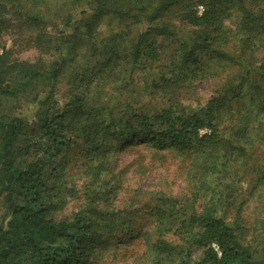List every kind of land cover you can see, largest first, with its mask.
<instances>
[{"label": "trees", "instance_id": "trees-1", "mask_svg": "<svg viewBox=\"0 0 264 264\" xmlns=\"http://www.w3.org/2000/svg\"><path fill=\"white\" fill-rule=\"evenodd\" d=\"M231 9L234 29L225 25ZM3 33L38 56L29 61L0 52V264H96L94 249L133 224L131 210L107 205L113 187L104 179L114 176L112 164L126 142L192 155L191 198L201 191L207 197L196 210L184 199L153 194L149 227L140 235L155 264H255L242 203L228 221L222 198L233 191L229 172L238 174L249 159L251 130L264 125V0H0ZM162 38L179 43L177 61L152 67L161 59ZM203 55L215 67L191 72ZM91 57L98 58L93 69ZM223 66L229 70L221 74ZM133 71L150 83L164 74L170 85L222 82L203 106L133 113L120 98ZM62 84L65 101L51 100ZM22 99L35 110L31 122L17 111ZM77 145L66 165L55 161ZM77 159L86 203L57 217L77 195L74 185L61 182L64 167Z\"/></svg>", "mask_w": 264, "mask_h": 264}, {"label": "rangeland", "instance_id": "rangeland-1", "mask_svg": "<svg viewBox=\"0 0 264 264\" xmlns=\"http://www.w3.org/2000/svg\"><path fill=\"white\" fill-rule=\"evenodd\" d=\"M198 10L200 12L201 7ZM170 17H167V19ZM170 21L175 26L180 24L173 16ZM236 21L237 12L231 9L225 25L234 29ZM176 28L177 30L181 29L180 27ZM103 30H108L106 25L101 28L102 32ZM186 37H189L188 33ZM160 41L163 44V53L160 61L149 63L152 67H163L169 65L172 61H177V57L174 55L179 50V43L172 41L171 38H162ZM2 48L10 49L15 57L23 60L33 61L38 56L35 49H24L19 38L8 33L0 35V52ZM258 53L259 51H256V54ZM172 56H174L173 60L171 59ZM94 59L98 58L91 57L89 66L91 69L96 64ZM80 62V64H88L87 59H82ZM215 63L217 61L203 55L199 62L190 65V71L193 72L199 67L202 69L214 68ZM218 69L224 70L221 74L229 70L225 66ZM65 76L67 77V75ZM170 78V75L164 74V77L159 78L157 76L153 78L155 81L150 83L147 76H143L139 71H133L129 78L130 84L120 95V98L129 103L134 110L133 113L153 114L168 106L178 107L179 104L186 107L203 106L222 82L220 78H213L205 81L192 80L189 81V84L187 82H184V84L176 82L170 85ZM66 89L67 87L64 84L53 87L55 94L51 100H63ZM238 94L237 91L222 93L221 96L234 98ZM17 104V111L23 117H28L27 119L31 122L32 117H35L36 114L33 107L29 108L30 105L24 99L19 100ZM251 131V135H254L255 138L250 137L246 143L248 144L249 159L246 165H243L242 170L238 171V174L234 170L229 172L233 183V191L229 192L231 193L230 196L226 195L227 197L222 198V204L225 219L232 221L236 206L242 203L240 217L245 232L244 240L252 246L253 257L257 261L264 257V125L260 130L252 129ZM206 132L205 129L200 131L201 134ZM131 143L133 142H126L123 150L118 152L117 159L112 164V174L114 176L109 175L104 179L108 183L111 182L108 186L113 187L107 205H111L112 208L117 210H131L133 224L128 230L115 231L94 249L92 258L95 259L96 264H155L151 260L145 237L140 235L144 229L149 227L148 217L150 216V207H152L155 192H163L184 199L187 206H194L196 210H200L201 206L207 203V197L203 191L200 192L199 197L191 198V193L195 190L194 181L189 176V160L192 155H179L171 149L155 151L145 146V144ZM79 149L78 145L73 149H67L61 153L62 156H57L55 161L60 160L66 165L67 157L75 155ZM79 161L77 159L78 164H75L76 166L73 163L64 167L63 171L66 175L61 177V182L66 187L74 185L73 188L78 192L75 197L67 198L66 204L56 213L57 217L70 216L86 203L85 191L82 186L84 178L79 170ZM207 173L211 176L214 175L212 171H207ZM210 200L216 202L212 197ZM150 222L152 223V220Z\"/></svg>", "mask_w": 264, "mask_h": 264}, {"label": "water", "instance_id": "water-1", "mask_svg": "<svg viewBox=\"0 0 264 264\" xmlns=\"http://www.w3.org/2000/svg\"><path fill=\"white\" fill-rule=\"evenodd\" d=\"M255 264H264V257L261 260L254 261Z\"/></svg>", "mask_w": 264, "mask_h": 264}]
</instances>
